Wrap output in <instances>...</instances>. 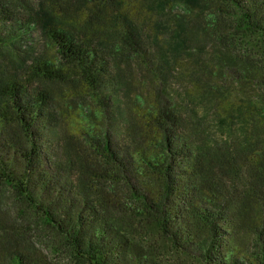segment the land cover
<instances>
[{"label": "trees", "instance_id": "1", "mask_svg": "<svg viewBox=\"0 0 264 264\" xmlns=\"http://www.w3.org/2000/svg\"><path fill=\"white\" fill-rule=\"evenodd\" d=\"M7 193L48 253L0 264H264V0H0V225Z\"/></svg>", "mask_w": 264, "mask_h": 264}, {"label": "rangeland", "instance_id": "2", "mask_svg": "<svg viewBox=\"0 0 264 264\" xmlns=\"http://www.w3.org/2000/svg\"><path fill=\"white\" fill-rule=\"evenodd\" d=\"M202 50L201 53H203L205 55V57H207L210 54H213L214 51H216V48L212 45V43L210 42H204L202 44ZM45 52H47V58L48 60L54 62L55 65L61 67L62 69H66V67L64 66V62H63V66L61 65L62 61L61 59L58 57V55H56V52L52 49H44ZM228 68V67H227ZM230 68L226 69V72L231 74V70L229 71ZM232 78V76H231ZM50 90L53 92V94L55 95V98L58 102V105L60 106V110H59V121L57 122L56 125H52L51 128L53 130V132L57 135L55 137V139L58 141L59 139L61 140V138H73L75 137L76 139H80V141L82 140V136L85 133L82 128L81 125V119L80 116L82 115V110H81V102H78L76 100V98H81V99H85V97H83L82 95L85 94L86 96V91L83 89H78L77 92H73L74 89L73 87L68 84L65 85L62 82H56L55 84H50ZM80 94V95H79ZM87 97V96H86ZM87 103L91 108H93V105H91L88 102V97L86 98L85 102ZM83 105V104H82ZM92 116H95L94 114H92ZM99 118L94 119V123L98 124L99 126H104V127H109L112 124L109 120L108 121H101V123L99 124ZM98 126V127H99ZM46 135L49 136L48 133H46ZM11 195L9 193H7L6 197L4 198L5 203L2 204L1 208L3 207L4 214L8 215L10 218V222H13L12 224H5L1 223L2 228H0V232L1 233H10L11 236L12 234L14 235H18V234H23L25 232L28 233V235H26L25 241L23 242V247L25 249L29 248L30 250H33L35 252H37V250L41 251V253L43 255H47L48 251L45 249L46 247V235L42 234L39 232V230H37V228L33 225H31V221L33 220L32 217H29V215L25 216L23 219L20 218L18 216L17 210L14 207V203L12 202V198L10 197ZM29 225L30 228L24 229V225ZM0 225V226H1ZM13 227V226H15ZM8 226L7 229H5L4 227ZM169 264H194L192 262H188V261H181L179 262V258H169Z\"/></svg>", "mask_w": 264, "mask_h": 264}]
</instances>
